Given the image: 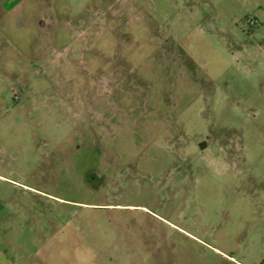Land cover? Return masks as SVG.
I'll use <instances>...</instances> for the list:
<instances>
[{"label":"rangeland","instance_id":"374dc122","mask_svg":"<svg viewBox=\"0 0 264 264\" xmlns=\"http://www.w3.org/2000/svg\"><path fill=\"white\" fill-rule=\"evenodd\" d=\"M0 264H264V0H0Z\"/></svg>","mask_w":264,"mask_h":264},{"label":"flooded vegetation","instance_id":"af4514ba","mask_svg":"<svg viewBox=\"0 0 264 264\" xmlns=\"http://www.w3.org/2000/svg\"><path fill=\"white\" fill-rule=\"evenodd\" d=\"M175 182H182V179H176ZM126 244H127V243H126ZM126 244H125V245H126ZM119 260H120V259H119ZM121 260H123V261H128V260H126L125 258H124V259L121 258Z\"/></svg>","mask_w":264,"mask_h":264}]
</instances>
